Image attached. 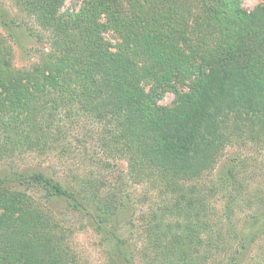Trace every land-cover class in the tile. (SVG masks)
<instances>
[{"label":"trees","instance_id":"obj_1","mask_svg":"<svg viewBox=\"0 0 264 264\" xmlns=\"http://www.w3.org/2000/svg\"><path fill=\"white\" fill-rule=\"evenodd\" d=\"M64 1L8 0L42 47L17 69L0 40V164L63 153L76 128L104 168L124 161L131 183L156 192L158 204L141 217L144 264H264V192L241 221L235 166L203 186L226 148H264V3L247 12L241 0H82L62 11ZM2 11L9 28L14 19ZM166 94L172 103L159 105ZM102 186L92 174L66 188L40 172L3 173L0 264H76L68 230L45 204L52 200L101 234L110 264H134L137 246L122 235L133 226L128 201Z\"/></svg>","mask_w":264,"mask_h":264},{"label":"rangeland","instance_id":"obj_2","mask_svg":"<svg viewBox=\"0 0 264 264\" xmlns=\"http://www.w3.org/2000/svg\"><path fill=\"white\" fill-rule=\"evenodd\" d=\"M81 1L65 0L62 11L78 9ZM263 3L264 0H241L242 8L247 12L253 11ZM0 8L6 13L4 16L6 22L14 19L13 23H9V28H6L0 18V40L12 47V65L17 69L28 68L37 61L42 46L34 37L29 36L28 31L24 30V26L35 31L37 28L27 17L17 15L16 10L11 7L8 0H0ZM3 11L2 13H4ZM8 30L11 38H8ZM103 38L112 45L115 44L116 40L111 32L104 34ZM172 101L173 95L166 94L158 103L169 106ZM68 131L71 132L68 135L70 138L63 153L60 150H55L47 156L29 152L16 154L5 163L0 164V176L11 171L40 172L61 183L64 187L70 188L75 187L82 179L90 178L92 174L104 183L101 191L104 192L110 188L122 190L128 201V208L133 221V226H129V229L127 227L122 229V235L130 247L132 245L137 246V252L135 251L133 258L134 264L146 263L145 259L150 257V254L145 255L147 257L144 259L142 258V255L145 254L146 239L139 234L140 225L144 222H142L141 217L150 208L158 204L156 192L144 183H131L126 176L124 161L109 160L110 166L104 168L99 162L103 157L100 156L99 151L93 150L91 145L89 146L83 132L79 133L80 130L76 128L68 129ZM236 145L223 151V156L218 160L208 178H205L203 186L208 188L218 175L224 173L225 167L235 166L241 192L240 199H238L239 203L235 209V218L244 221L249 219L254 211H258L252 202L256 196H260L264 192V148L252 146L250 143L242 146ZM29 192L36 199H39L37 192ZM222 202L223 200L221 201L219 197L209 201V205L212 207L213 223L219 222V218L222 216ZM45 204L59 220L62 227L68 230L66 243L76 255V264H110L109 245L101 234L92 230L88 220H85L60 200H52L50 203L45 202ZM251 206L252 208H250ZM258 246H264V239L259 241Z\"/></svg>","mask_w":264,"mask_h":264}]
</instances>
